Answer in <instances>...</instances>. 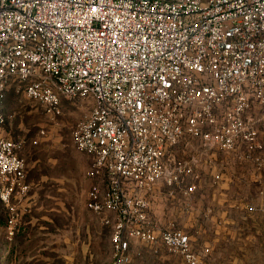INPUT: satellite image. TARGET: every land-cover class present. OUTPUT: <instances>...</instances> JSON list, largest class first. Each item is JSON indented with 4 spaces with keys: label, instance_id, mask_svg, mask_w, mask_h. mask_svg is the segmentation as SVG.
<instances>
[{
    "label": "built area",
    "instance_id": "2783aa9c",
    "mask_svg": "<svg viewBox=\"0 0 264 264\" xmlns=\"http://www.w3.org/2000/svg\"><path fill=\"white\" fill-rule=\"evenodd\" d=\"M10 86L49 116L92 100L73 141L93 157L87 207L112 228L109 264H134V240L214 264L188 232L150 218L151 198L194 171L172 161L189 141L264 169V0H0V127ZM24 147L0 135L10 239L14 196L30 190Z\"/></svg>",
    "mask_w": 264,
    "mask_h": 264
},
{
    "label": "rangeland",
    "instance_id": "374dc122",
    "mask_svg": "<svg viewBox=\"0 0 264 264\" xmlns=\"http://www.w3.org/2000/svg\"><path fill=\"white\" fill-rule=\"evenodd\" d=\"M91 106L88 97L65 100L62 112L49 116L23 91L9 87L4 102L7 119L0 131L5 137L25 139L21 154L36 197L29 206L31 212L26 210V214L30 212L35 218L25 231L21 223L20 236L10 239L7 206L0 201V244H59L61 251L55 256L61 264L110 263L112 228L102 215L87 207L88 192L95 180L89 175L93 158L80 151L73 141L77 122ZM172 161L188 163L194 171L184 172L179 184L160 185L154 191V195L158 191L160 195L151 198L154 201L150 218L160 228L188 232L205 261L233 264L242 254L250 260V251L241 253L239 248L251 245L252 226L259 230L264 243V215L260 213L253 222L250 219L255 214L246 208L249 200L256 199L255 184L264 183V169L256 170L233 152H204L195 141L176 147ZM191 185L194 190L186 191ZM241 195L249 200L241 199ZM242 216L247 219H241ZM28 230H33L32 236H28ZM131 244L135 264H186L181 254L164 245L150 246L139 240ZM18 254L21 253H16L17 261ZM24 262L25 258L19 264Z\"/></svg>",
    "mask_w": 264,
    "mask_h": 264
},
{
    "label": "crops",
    "instance_id": "0c3cea01",
    "mask_svg": "<svg viewBox=\"0 0 264 264\" xmlns=\"http://www.w3.org/2000/svg\"><path fill=\"white\" fill-rule=\"evenodd\" d=\"M8 91V90H7ZM6 99V98H5ZM5 102V101H4ZM1 130V127H0ZM0 135L1 134L0 131ZM93 158V157H92ZM28 170V168H27ZM94 179V178H93ZM102 182L103 180L100 179ZM27 183L30 185V190L25 194L21 195L19 193H16L13 199V202L16 204V207L18 208V211L20 213L21 217V222H22V227L24 228V231L27 230L25 228L28 226L30 223L34 222V215H32L31 209L29 210V206L34 203L35 198V193H32L31 188H32V183L29 182L28 180V173L26 177ZM105 183H102V185ZM257 187V193L255 195L254 200H249L245 195H241L240 198L243 200H249L251 203V206H253L255 209L251 211V214L253 217H251L250 220L253 222L256 221V218L259 217L260 213L264 215V183H256L255 184ZM160 188V185L156 188L157 190ZM155 189V190H156ZM154 190V191H155ZM156 190V191H157ZM157 195H152V198H158V195H160V191L156 193ZM251 199V197H250ZM1 201V199H0ZM154 201V200H152ZM248 202V201H246ZM244 202V203H246ZM256 205H255V204ZM249 204V203H248ZM249 204V205H250ZM253 204V205H252ZM247 208V207H246ZM26 210L30 211L28 214H26ZM7 212V218L9 215L8 209H6ZM250 214V215H251ZM255 217V218H254ZM241 219H247L245 216H242ZM30 229V228H29ZM259 230L256 231V227L251 228L250 230V240H251V245L249 247L247 246H240V252L241 253H246L247 250L250 251V260L244 259L245 254L237 256L233 264H264V243L261 241V234L258 232ZM33 230H28V236L33 235ZM19 237L20 234L17 233L16 237ZM112 244V243H111ZM61 251V245L59 244H50V243H40V244H15L12 243L9 245L5 244H0V264H19V261L25 258V264H61L60 260L56 258L55 253H59ZM5 252H9L10 255L6 257ZM4 253V254H3ZM16 253H21L18 254L19 259L17 261L16 259ZM25 253V254H24ZM134 260V259H133ZM23 264V263H22ZM135 264V262H134Z\"/></svg>",
    "mask_w": 264,
    "mask_h": 264
},
{
    "label": "trees",
    "instance_id": "16d2710c",
    "mask_svg": "<svg viewBox=\"0 0 264 264\" xmlns=\"http://www.w3.org/2000/svg\"><path fill=\"white\" fill-rule=\"evenodd\" d=\"M197 250V249H196Z\"/></svg>",
    "mask_w": 264,
    "mask_h": 264
}]
</instances>
